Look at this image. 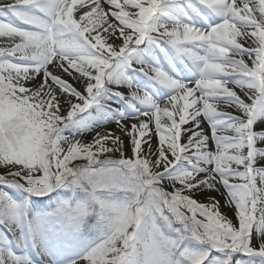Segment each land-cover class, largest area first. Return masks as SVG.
<instances>
[{"label":"snow or ice","instance_id":"snow-or-ice-1","mask_svg":"<svg viewBox=\"0 0 264 264\" xmlns=\"http://www.w3.org/2000/svg\"><path fill=\"white\" fill-rule=\"evenodd\" d=\"M0 15V264H264V0Z\"/></svg>","mask_w":264,"mask_h":264},{"label":"rangeland","instance_id":"rangeland-1","mask_svg":"<svg viewBox=\"0 0 264 264\" xmlns=\"http://www.w3.org/2000/svg\"><path fill=\"white\" fill-rule=\"evenodd\" d=\"M9 2H13V0H0V4H5V3H9ZM3 19H4V17L2 15H0V20H3ZM7 44H8V40L6 38H0V46H6ZM229 111H231V109H229ZM258 146H261V145H259V143H258Z\"/></svg>","mask_w":264,"mask_h":264}]
</instances>
